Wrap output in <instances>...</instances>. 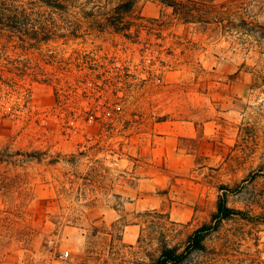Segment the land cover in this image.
Here are the masks:
<instances>
[{
    "label": "rangeland",
    "instance_id": "1",
    "mask_svg": "<svg viewBox=\"0 0 264 264\" xmlns=\"http://www.w3.org/2000/svg\"><path fill=\"white\" fill-rule=\"evenodd\" d=\"M136 2L138 40L37 4L61 37H0V264L149 262L221 193L241 214L187 264H264V11L218 29Z\"/></svg>",
    "mask_w": 264,
    "mask_h": 264
},
{
    "label": "trees",
    "instance_id": "2",
    "mask_svg": "<svg viewBox=\"0 0 264 264\" xmlns=\"http://www.w3.org/2000/svg\"><path fill=\"white\" fill-rule=\"evenodd\" d=\"M114 0H0V37L30 38L33 45L43 40H49L50 36L61 37L58 29L49 27L47 23H37L38 15L32 5H41L66 15L72 22L67 25L66 36H79L81 31L88 33H114L131 40H138L140 31L144 27L143 19L137 13L136 0H121L112 7ZM165 9H172L174 16L189 24H200L205 27L213 26L218 29L235 22L230 19L235 14L241 19V27L250 25L248 19L252 17V9L264 11V3L253 5L238 3L231 0L216 3L214 0H156ZM252 9H249V7ZM75 10V15L71 10ZM250 11V12H249ZM254 23V22H253ZM258 26L260 38L264 40V24ZM253 32V29H246ZM62 32V31H61ZM28 35H31L30 37ZM225 190L222 188L221 191ZM228 205L227 194L221 193L217 200L216 211L209 223L197 228L187 239L183 248L171 246L163 235L160 242V252L149 262L140 264H187L191 257L205 250L207 238L219 230L221 224L240 215Z\"/></svg>",
    "mask_w": 264,
    "mask_h": 264
}]
</instances>
